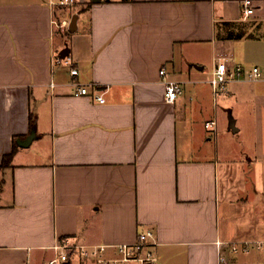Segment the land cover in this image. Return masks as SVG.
Wrapping results in <instances>:
<instances>
[{
	"label": "crops",
	"instance_id": "0c3cea01",
	"mask_svg": "<svg viewBox=\"0 0 264 264\" xmlns=\"http://www.w3.org/2000/svg\"><path fill=\"white\" fill-rule=\"evenodd\" d=\"M241 1L80 0L58 25L57 0H0V264H48L63 238L128 243L145 227L162 264H218V241L264 240V79L232 80L216 98L210 85L216 57L245 63L257 51L239 41L264 47V0L249 23ZM64 49L74 78L51 67ZM162 67L182 86L173 102ZM72 80L107 86L104 102ZM246 127L251 142L220 147L219 133ZM228 259L264 264V253ZM73 262L95 264H62Z\"/></svg>",
	"mask_w": 264,
	"mask_h": 264
},
{
	"label": "built area",
	"instance_id": "2783aa9c",
	"mask_svg": "<svg viewBox=\"0 0 264 264\" xmlns=\"http://www.w3.org/2000/svg\"><path fill=\"white\" fill-rule=\"evenodd\" d=\"M76 2H80V0L57 1L61 5L74 4ZM256 8H258V5H256L254 0H242L241 13L243 19L252 17ZM50 64L52 68L58 65L68 67L72 78L78 74V70L73 66V60L69 54L64 57H61L59 53L52 54ZM159 73L164 82L165 100L168 102L175 101L182 92L181 84L167 77L164 67L159 70ZM239 79L248 81L263 80L264 70L257 65L246 67L242 64L230 63V57L226 55L215 58L210 76V85L215 98L219 94H225L228 91V83L230 81ZM71 83L74 85L73 93L75 95H88L99 102H104V93L107 86L102 89L94 84L92 85L93 89L90 91L89 85L80 84L74 80ZM204 125L208 130L214 131L216 120H207ZM156 245L154 230L151 227L138 230L135 240L128 243L87 245L66 237L55 243L53 246L55 255L48 261V264H62V262H67L73 257L89 259L95 264H162L155 251ZM218 245V264H229V253L249 252L253 247L264 253V240L256 243L222 240L218 241Z\"/></svg>",
	"mask_w": 264,
	"mask_h": 264
},
{
	"label": "rangeland",
	"instance_id": "374dc122",
	"mask_svg": "<svg viewBox=\"0 0 264 264\" xmlns=\"http://www.w3.org/2000/svg\"><path fill=\"white\" fill-rule=\"evenodd\" d=\"M85 8H86V6L79 4V2H76L74 4H67V5H61V4L56 5L55 8H54L55 9L54 10L55 14H56V16H58V18L60 16V19H58V20L56 19V23L58 25L60 23H66L67 20L65 19V17L70 16V14L72 12H76V11H79V10L81 11V10H83ZM72 20L75 21V17L74 16H73ZM243 21L246 22V23L251 22V21H249V19H245ZM238 25L242 26L241 24L232 25V26H230V28L228 30H227V27H225L224 28V31H225L224 33L231 34V33H236L238 31H240V29L243 30V27H239ZM65 27H66V25H64L63 27L56 26V29H55V33H56L55 40H56V43H58L59 40L61 39V36L64 35ZM222 31L220 30L218 33L220 34V32H222ZM244 41H246V46H248L251 49H254V50L257 51L256 54L253 55V56H247V60H245V63H240V62H237V61H233V59H232V61L234 63L245 65L246 67H251L252 64H256L258 67H260V68H262L264 70V47L258 46V44H256V42L255 43L247 42V40L239 41L236 44V46L241 44V43H244ZM192 51L195 52V53L201 54V55L205 54V56L209 54L208 53V48L206 50L205 48L192 47ZM248 51H250V50H248ZM210 55H212V53ZM210 60H212V57L209 56L207 62H209ZM209 64H210V62L207 63L206 66L208 67ZM56 67H60V65H58ZM258 86H260L261 90L264 91V82L259 83ZM245 118H248V117H245ZM240 122L242 123V120ZM208 132H210L211 135L214 133L212 131H208ZM215 135L216 134L212 135L213 139L216 138ZM242 137H246L247 140H249L251 138V140H250V142H251L252 141V131H251V129L246 127V129L244 131L242 130L241 133L237 134V135L236 134H232V133L225 134L224 132H221V133H219L217 135V141L219 140L218 144L220 145V147L222 145H224V146H226V145L234 146V144H236L238 142L237 139L238 138L241 139ZM73 264H75V263L73 262Z\"/></svg>",
	"mask_w": 264,
	"mask_h": 264
},
{
	"label": "water",
	"instance_id": "95a60500",
	"mask_svg": "<svg viewBox=\"0 0 264 264\" xmlns=\"http://www.w3.org/2000/svg\"><path fill=\"white\" fill-rule=\"evenodd\" d=\"M73 16L75 17V21L74 20L71 21V23L69 25V30H73L76 27V16L77 15L75 14ZM68 53H69V50L68 49H64V50L60 51L59 54H60L61 57H64V56L68 55ZM63 264H66V263H63Z\"/></svg>",
	"mask_w": 264,
	"mask_h": 264
},
{
	"label": "trees",
	"instance_id": "16d2710c",
	"mask_svg": "<svg viewBox=\"0 0 264 264\" xmlns=\"http://www.w3.org/2000/svg\"><path fill=\"white\" fill-rule=\"evenodd\" d=\"M32 122H33V120H32ZM13 149H15V145H14ZM12 155H13V150H12L10 153L5 154V155L2 157L1 165H2V166H8V165L10 164V161H11Z\"/></svg>",
	"mask_w": 264,
	"mask_h": 264
}]
</instances>
